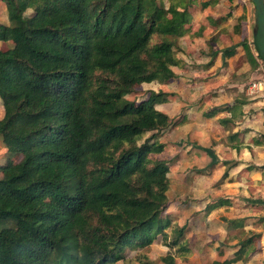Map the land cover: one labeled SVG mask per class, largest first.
<instances>
[{
  "label": "trees",
  "instance_id": "1",
  "mask_svg": "<svg viewBox=\"0 0 264 264\" xmlns=\"http://www.w3.org/2000/svg\"><path fill=\"white\" fill-rule=\"evenodd\" d=\"M192 1L1 0L0 140L20 159L0 166V264H115L166 229L186 251L184 228L164 216L169 119L155 107L167 94L127 96L174 77ZM256 238L211 264L244 261Z\"/></svg>",
  "mask_w": 264,
  "mask_h": 264
},
{
  "label": "crops",
  "instance_id": "2",
  "mask_svg": "<svg viewBox=\"0 0 264 264\" xmlns=\"http://www.w3.org/2000/svg\"><path fill=\"white\" fill-rule=\"evenodd\" d=\"M238 2L193 0L177 39L174 77L156 83L167 94L155 107L169 119L157 156L169 167L167 213L173 219L180 213L185 255L200 264L231 258L249 237L259 238L234 264H263L264 258V106L258 90L248 94L254 83L251 75L243 80L248 64L233 66L245 29ZM1 15L0 25H7L6 9ZM229 49L234 57L224 58Z\"/></svg>",
  "mask_w": 264,
  "mask_h": 264
},
{
  "label": "rangeland",
  "instance_id": "3",
  "mask_svg": "<svg viewBox=\"0 0 264 264\" xmlns=\"http://www.w3.org/2000/svg\"><path fill=\"white\" fill-rule=\"evenodd\" d=\"M161 1L164 6H166L167 2L165 0H158ZM238 4L242 5V12L241 14L244 17V31H243V40L247 41V44L252 52V54L255 56V52L252 46V30L254 29V6L253 4L250 2V0H238ZM4 8V10L2 9ZM3 12H5V6L1 7L0 5V24L3 22L5 23V20L3 18V15H1ZM27 16H32V11H27ZM248 19V21H247ZM156 41L153 40V42H151V44H154ZM241 41V42H242ZM177 45V42H175ZM11 44L7 43V44H2L0 46V50H6L8 47H10ZM177 48H179L177 46ZM237 54L235 56L238 55V59H236L234 61V67H238L241 65V62L247 63L246 57L244 55V51L243 49L239 52H236ZM234 57V56H232ZM248 64V63H247ZM257 66L256 68H253L252 70H250L249 68V64H248V71L244 74V78L243 80H248L249 76L251 75V82H255V83H260L261 84V90L258 91V96H261L260 99L263 100V106H264V64L257 59ZM247 74V75H246ZM165 89H162V91H164ZM161 91L159 90V87L156 83L153 84H148V85H144L141 86L140 88L137 89V91H134V93H132L131 95L127 96V99L130 101H135V102H139L141 99L145 98L148 96L149 92H158ZM161 91V92H162ZM264 111V110H263ZM3 115V110L1 108L0 105V118ZM168 128V127H167ZM167 128L164 129L161 132V136L163 134H166L167 132ZM151 133H147L144 135L143 139H146L150 136ZM159 141V140H158ZM160 143V141H159ZM8 149H6L4 147V145L2 144L1 140H0V166L5 164L6 161L11 158L13 159L14 162H18V160L20 159V157L16 156V154H12V153H8ZM167 194V193H166ZM169 197L172 199L173 196ZM175 202L176 199H174ZM168 206H169V202H168ZM167 206V208H168ZM180 206V205H179ZM171 212V210L169 211ZM179 212H180V208H179ZM174 215V213H173ZM163 216V215H162ZM164 216L167 218H170L169 220L171 221V226H176V227H181L180 226V218L178 216H180V213H176L175 211V216L174 219L172 218L173 216L170 215L169 213H167V209L164 212ZM178 220V221H177ZM4 224L0 223V228L3 226ZM184 232V231H183ZM182 232V233H183ZM166 233V239L163 238V236L160 234L158 235L152 242V244L148 247L145 248H135V249H125L123 252V258L121 259V261L115 263V264H200L197 261L193 260V259H187V245H185L184 248H186V251H180L177 248H170L167 244L171 241L172 239V233H171V229H166L165 230ZM186 236L183 233V236L181 237L180 243H184L185 244V238ZM166 241V242H165ZM165 242V243H164ZM181 247V245L179 246V248ZM264 248V247H263ZM178 253H181L180 255H178ZM139 256V257H138ZM144 256V258L142 257ZM163 259H166V261H164ZM172 259V262H169V260ZM262 263L264 264V258L262 259Z\"/></svg>",
  "mask_w": 264,
  "mask_h": 264
},
{
  "label": "water",
  "instance_id": "4",
  "mask_svg": "<svg viewBox=\"0 0 264 264\" xmlns=\"http://www.w3.org/2000/svg\"><path fill=\"white\" fill-rule=\"evenodd\" d=\"M254 6L252 46L257 58L264 63V0H250Z\"/></svg>",
  "mask_w": 264,
  "mask_h": 264
},
{
  "label": "built area",
  "instance_id": "5",
  "mask_svg": "<svg viewBox=\"0 0 264 264\" xmlns=\"http://www.w3.org/2000/svg\"><path fill=\"white\" fill-rule=\"evenodd\" d=\"M248 90V94L249 95H251V94H253V93H255V90H261L262 88H261V84L260 83H251L250 85H248V88H247Z\"/></svg>",
  "mask_w": 264,
  "mask_h": 264
}]
</instances>
